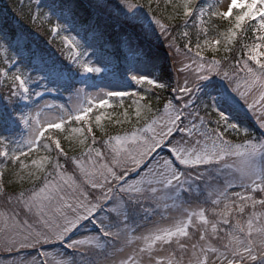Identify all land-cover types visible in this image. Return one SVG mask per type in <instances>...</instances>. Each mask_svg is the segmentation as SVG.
Here are the masks:
<instances>
[{
    "label": "snow or ice",
    "instance_id": "1",
    "mask_svg": "<svg viewBox=\"0 0 264 264\" xmlns=\"http://www.w3.org/2000/svg\"><path fill=\"white\" fill-rule=\"evenodd\" d=\"M24 8L0 13V264H264V0Z\"/></svg>",
    "mask_w": 264,
    "mask_h": 264
},
{
    "label": "trees",
    "instance_id": "2",
    "mask_svg": "<svg viewBox=\"0 0 264 264\" xmlns=\"http://www.w3.org/2000/svg\"><path fill=\"white\" fill-rule=\"evenodd\" d=\"M23 2L25 3V8L22 9V13L23 16L20 19V23L22 25H24L25 27H28L29 30H32L31 25H30V21L28 20V10H27V2L26 0H23ZM20 5V0H0V13H3L5 11H7L9 13V15L15 16V12L14 9H18ZM41 31L43 34L39 35V40L42 43L47 42V29H42L39 30ZM61 46L60 45V41L55 40L53 41V51L55 50V47ZM222 48V45H221ZM58 54V53H57Z\"/></svg>",
    "mask_w": 264,
    "mask_h": 264
},
{
    "label": "rangeland",
    "instance_id": "3",
    "mask_svg": "<svg viewBox=\"0 0 264 264\" xmlns=\"http://www.w3.org/2000/svg\"><path fill=\"white\" fill-rule=\"evenodd\" d=\"M26 2H27V0H26ZM227 2H228V0H218V3H221L222 8H223L224 4ZM57 41H58V39H57Z\"/></svg>",
    "mask_w": 264,
    "mask_h": 264
}]
</instances>
